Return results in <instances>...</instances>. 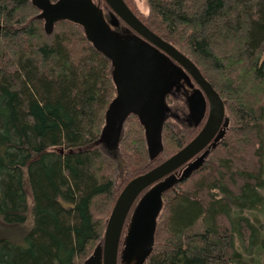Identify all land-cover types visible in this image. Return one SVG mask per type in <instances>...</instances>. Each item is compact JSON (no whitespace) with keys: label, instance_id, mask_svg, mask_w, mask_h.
I'll use <instances>...</instances> for the list:
<instances>
[{"label":"trees","instance_id":"1","mask_svg":"<svg viewBox=\"0 0 264 264\" xmlns=\"http://www.w3.org/2000/svg\"><path fill=\"white\" fill-rule=\"evenodd\" d=\"M147 1L148 13L136 14L220 93L238 145H229L227 130L164 193L144 264H250L236 234L247 246L263 235L252 264H264V231L255 237L234 212L264 199V0ZM40 13L33 0H0V264H85L126 183L183 147L204 120L193 129L167 118L163 148L151 158L133 113L117 148L106 147L99 138L116 96L112 61L83 24L61 19L50 33ZM112 27L135 34L122 20Z\"/></svg>","mask_w":264,"mask_h":264},{"label":"water","instance_id":"2","mask_svg":"<svg viewBox=\"0 0 264 264\" xmlns=\"http://www.w3.org/2000/svg\"><path fill=\"white\" fill-rule=\"evenodd\" d=\"M33 2L41 9L39 16L45 19L46 31L51 33L55 23L61 19L81 23L88 37L111 59L116 96L107 108L99 138L106 147L117 148L125 121L135 113L145 128L150 157L157 156L162 150V126L171 111L165 95L175 84L174 78H164L163 69L171 68L174 62L176 72L182 73L187 80L190 76L198 85L188 97L190 121L198 125L208 108L204 125L189 142L126 183L108 218L102 242L85 263L144 264L155 245L164 193L198 169L210 148L216 146L227 132L225 101L194 61L154 32L126 0H105L112 10L109 21L95 0ZM120 20L135 34L113 31L111 26H117ZM181 167L183 169L178 173ZM130 212L129 226L120 250Z\"/></svg>","mask_w":264,"mask_h":264},{"label":"rangeland","instance_id":"3","mask_svg":"<svg viewBox=\"0 0 264 264\" xmlns=\"http://www.w3.org/2000/svg\"><path fill=\"white\" fill-rule=\"evenodd\" d=\"M95 1L96 2L99 1L101 7L104 10L105 15H107V13L109 11H111V9L109 8V6L105 2V0H95ZM133 1H134L133 5H134L135 13L137 12L140 15L141 14L146 15L148 13L149 4H148L147 0H133ZM184 101H185V98L181 95H179L178 97L172 96L171 98H169L168 102H169V105L171 108V112H170V116L168 119L175 121L176 123H178L182 127L193 128L192 126L188 125V122L186 120L188 118V115H189V110L187 107V103L185 105ZM177 115H178V117H177ZM259 123L261 124V127L259 128V134L261 137V141L260 140L258 141L257 147L260 146L261 148H263L261 150V153H262V164H263L262 165V168H263L262 172L264 174V115L260 119ZM226 129L228 130V133L226 135L227 141H229V145L234 148L235 146L238 145L236 143L237 139H234V137L231 138L230 137V130L228 129V127H226ZM197 177L198 176L194 177L192 180H195ZM258 190H259L261 196L264 197V186L260 187ZM259 199L260 200H258V202H256V204H254L252 206H246V208H244L243 210H239L237 208H234V212H238L239 215H242V216L248 218V220L250 221L252 226L256 227L255 237L258 234L259 230L264 231V199H262L261 197ZM130 218H131V213L128 216V219L126 221V225L124 227V232H123L122 240H121V244H120V250L123 247V241H124V238H125V235L127 232V227L129 225ZM262 237H263V235L259 234V242H258V240H255V241H252L249 246H247V244L244 245V243H243L242 239H240L239 235L236 234V236H235V243H236L238 250L242 252V254H243L242 257L244 259H246V261L250 264H252V259L255 256H257V255L259 256L261 254L260 252H258V250L256 251V247H257V245L260 244V241L263 239ZM262 257H263V261H264V253L262 254Z\"/></svg>","mask_w":264,"mask_h":264},{"label":"flooded vegetation","instance_id":"4","mask_svg":"<svg viewBox=\"0 0 264 264\" xmlns=\"http://www.w3.org/2000/svg\"><path fill=\"white\" fill-rule=\"evenodd\" d=\"M104 15H105V13H104ZM111 16H112V10L109 11L107 13V15H105L106 19H108V20H110L112 18ZM111 28H112L113 31H117L120 34H124L121 30L114 29L112 26H111ZM174 64H176V62H174ZM174 64L172 63L171 68L165 67V69H163L164 70V73H163L164 74L163 75L164 78L172 77L175 80V84L173 85V87L171 88V90L165 95L166 96V102L169 105V102H168L169 101V98H171L172 96L173 97L174 96L175 97H178L179 95H181V96H183L185 98V101L184 102H185V105L187 103V107H188V110H189V113H190L188 97L198 87V85L195 83V81L190 76H188L189 80H187V78H185L182 73L176 72L175 71V65ZM207 111H208V108H207ZM207 111H206V116L202 119V120H204V123H205L206 117L208 115V112ZM170 112L168 113V117L167 118H169ZM177 117H178V115H177ZM186 120L188 122V125L189 126H192L193 129L198 126V125H196V123L194 121H190L189 115H188V118ZM204 123H203V125H204ZM220 140H218V142ZM182 169H183V167H181L179 169L178 173H180L182 171Z\"/></svg>","mask_w":264,"mask_h":264}]
</instances>
